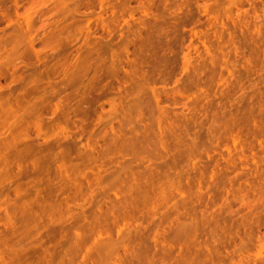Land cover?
<instances>
[{
    "label": "rangeland",
    "instance_id": "1",
    "mask_svg": "<svg viewBox=\"0 0 264 264\" xmlns=\"http://www.w3.org/2000/svg\"><path fill=\"white\" fill-rule=\"evenodd\" d=\"M0 264H264V0H0Z\"/></svg>",
    "mask_w": 264,
    "mask_h": 264
}]
</instances>
